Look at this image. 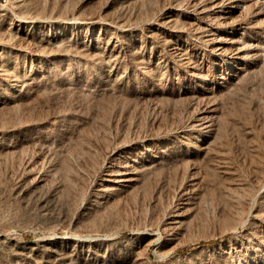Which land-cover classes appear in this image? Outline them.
Instances as JSON below:
<instances>
[{"label":"rangeland","instance_id":"1","mask_svg":"<svg viewBox=\"0 0 264 264\" xmlns=\"http://www.w3.org/2000/svg\"><path fill=\"white\" fill-rule=\"evenodd\" d=\"M0 264H264V0H0Z\"/></svg>","mask_w":264,"mask_h":264}]
</instances>
